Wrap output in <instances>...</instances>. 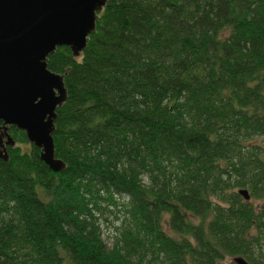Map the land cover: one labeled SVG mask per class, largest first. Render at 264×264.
I'll list each match as a JSON object with an SVG mask.
<instances>
[{
    "label": "trees",
    "instance_id": "16d2710c",
    "mask_svg": "<svg viewBox=\"0 0 264 264\" xmlns=\"http://www.w3.org/2000/svg\"><path fill=\"white\" fill-rule=\"evenodd\" d=\"M47 68L65 169L10 127L0 264H264V0H107L84 51Z\"/></svg>",
    "mask_w": 264,
    "mask_h": 264
},
{
    "label": "water",
    "instance_id": "95a60500",
    "mask_svg": "<svg viewBox=\"0 0 264 264\" xmlns=\"http://www.w3.org/2000/svg\"><path fill=\"white\" fill-rule=\"evenodd\" d=\"M106 3L0 0V122L6 145H15L7 133L9 127L23 131L27 142L40 151L39 159L55 173L65 169V164L55 158L52 135L55 111L66 101L67 90L63 76L47 68L48 56L66 47L78 57ZM0 159L7 161L5 149L0 150ZM237 193L250 200L246 189ZM232 263L249 264L239 256Z\"/></svg>",
    "mask_w": 264,
    "mask_h": 264
},
{
    "label": "rangeland",
    "instance_id": "374dc122",
    "mask_svg": "<svg viewBox=\"0 0 264 264\" xmlns=\"http://www.w3.org/2000/svg\"><path fill=\"white\" fill-rule=\"evenodd\" d=\"M28 148L29 147L27 145L23 146V150H28ZM121 201L122 200L119 198L117 200L116 207H109L108 210H110V212L105 211L103 212V215L99 216V222L103 233V238L107 243H110L113 240L116 230L118 228V223L121 219L123 210L120 203ZM232 259L233 258H226L220 264H231Z\"/></svg>",
    "mask_w": 264,
    "mask_h": 264
},
{
    "label": "flooded vegetation",
    "instance_id": "af4514ba",
    "mask_svg": "<svg viewBox=\"0 0 264 264\" xmlns=\"http://www.w3.org/2000/svg\"><path fill=\"white\" fill-rule=\"evenodd\" d=\"M7 133L10 135V127L7 129ZM0 143H2L3 145L0 147V150H7L8 147H12V146H7L6 145V139H5V133L2 127V122H0Z\"/></svg>",
    "mask_w": 264,
    "mask_h": 264
}]
</instances>
